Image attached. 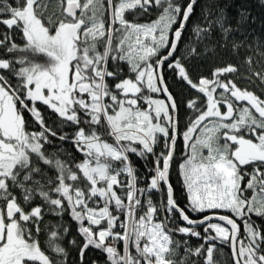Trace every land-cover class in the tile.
<instances>
[{"label": "snow or ice", "instance_id": "obj_1", "mask_svg": "<svg viewBox=\"0 0 264 264\" xmlns=\"http://www.w3.org/2000/svg\"><path fill=\"white\" fill-rule=\"evenodd\" d=\"M196 4L59 0V14L46 15L47 0H0V25L7 29L0 31V264H64L40 246L46 211L67 212L77 222L81 260L94 247L110 264H198L192 257L201 256L204 264H215V242L221 241L230 246L233 264H264V227L251 219L264 218V99L228 78L239 72L234 64L194 82L180 59L170 60ZM152 8L155 20L126 18ZM213 26L225 39L233 31L221 12L195 32ZM166 62L204 97L200 107L198 98L187 101L195 115L182 133L177 101L164 80ZM245 63L251 68L252 57ZM252 74L264 82L260 72ZM38 102L56 115L55 129ZM25 113L39 130H29ZM181 135L187 151L179 169L198 219L177 203L169 180ZM49 137L70 143L81 158L59 148L49 152ZM130 154L154 157L149 176H137ZM153 193L165 195L154 202ZM177 214L184 223L170 227ZM45 227L48 249L66 260L56 243L61 226ZM177 233L208 247L193 248L174 239Z\"/></svg>", "mask_w": 264, "mask_h": 264}, {"label": "trees", "instance_id": "obj_2", "mask_svg": "<svg viewBox=\"0 0 264 264\" xmlns=\"http://www.w3.org/2000/svg\"><path fill=\"white\" fill-rule=\"evenodd\" d=\"M184 5L188 0H180ZM48 8L46 15H52L53 13L59 14L60 5L59 0H47ZM221 12L225 17L226 26H230L233 31L225 39L218 26H213L209 33L195 32L197 25L201 27H207L208 20L214 19L220 15ZM241 13L246 14V18H241ZM210 14V15H209ZM158 15V11L155 8L149 10L147 14L126 13V18L129 20H135L136 22H149L155 20ZM207 17V19H206ZM178 25L173 26V30ZM0 31H7L3 25H0ZM12 38L17 44L22 46L23 38L18 32L12 34ZM234 44H239L240 47L236 50L233 49ZM195 49V53L189 55L191 49ZM167 49L161 50V55H165ZM23 53H16L17 56ZM248 56L252 57L251 68L245 63ZM33 58V57H30ZM38 62H43L44 57H34ZM180 59L181 63L186 68L190 78L194 82H198L199 78L207 77L212 78L213 71L218 67H223L227 64H234L239 72L237 74H229L228 78L235 80L237 85L241 88H247L249 91H253L255 94L264 99V82L254 76L253 72H260L264 75V0H197V4L194 6V12L190 16L182 37L178 43L177 51L174 56L170 58ZM111 67V65H110ZM121 67L127 68L125 65ZM164 80L168 85L169 91L175 97L177 101V116L179 120V129L181 133L186 130L189 120L194 117L195 113L192 109L187 107V101L193 98H198L197 107H200L204 97L196 90L190 88L186 82L179 78L178 72L175 69L168 67V62L163 67ZM243 77H248L244 79ZM223 79V77H222ZM11 82L16 84V80L12 79ZM160 98H163L162 94H159ZM37 107L41 110L46 118V123L56 128L54 123L57 119L56 115L52 113L46 106L41 103H37ZM26 120L30 124H33L30 114L25 113ZM30 131L39 130L38 126L34 125L29 128ZM65 132L71 133L73 129L65 127ZM49 139H53L49 137ZM45 148L49 152H56L57 149H62L65 154H71L77 159H80L79 153L75 152L70 143L53 139L52 145H45ZM161 147L158 145L156 151L159 152ZM187 149L184 146L182 135L178 137L176 144L175 158L170 170L169 180L173 186L174 196L180 207L184 208L188 212L192 219L201 218V214L194 213L189 209L188 194L186 187L183 183V178L180 173L179 163L184 158V153ZM63 158V157H61ZM153 159L149 155L146 159L137 156L136 154H130V160L133 166L137 170V176L143 180L151 174L153 168ZM250 171L251 169H247ZM147 181H143L140 184L143 187ZM250 196L252 192L249 190L245 193ZM160 195L164 198V193H153V201L157 202L160 199ZM36 203H40L39 200ZM220 213L231 215L226 210H221ZM251 219L256 224L264 227V218H258L254 214ZM240 223L239 220H237ZM177 224H183L180 221L178 214L175 217V223H170L169 226L175 228ZM47 225H60L59 231L61 233L60 238L56 243L60 244L67 253V258L55 256L48 249V231ZM63 228H67L68 231L63 232ZM78 224L74 221L69 213H64L63 216H56L53 213L45 212L44 222L41 225V232L38 236L40 246L45 250L54 260H63L64 264H110L107 261V255L100 249L89 247L85 253L83 260L80 257V247L83 244V237L78 232ZM120 231L119 228L116 229ZM203 233V227L196 229ZM174 239L180 241H187V244L193 248L204 244L207 248L208 245L200 238L184 236L183 234H175ZM75 241V243H72ZM111 243V240H109ZM216 250L213 254L215 264H233L232 253L230 246L227 243L216 241ZM116 247L122 252L123 241L116 242ZM183 248L180 249L183 253ZM192 260L198 261V264H204V257H192Z\"/></svg>", "mask_w": 264, "mask_h": 264}, {"label": "water", "instance_id": "obj_3", "mask_svg": "<svg viewBox=\"0 0 264 264\" xmlns=\"http://www.w3.org/2000/svg\"><path fill=\"white\" fill-rule=\"evenodd\" d=\"M177 47H178V45H177ZM175 54V53H174ZM162 95H164V94H162ZM171 170V169H170ZM169 176H170V174H169ZM220 214H223V215H228V214H224V213H220ZM183 222V221H182ZM213 222H218V221H213ZM184 223V222H183Z\"/></svg>", "mask_w": 264, "mask_h": 264}, {"label": "rangeland", "instance_id": "obj_4", "mask_svg": "<svg viewBox=\"0 0 264 264\" xmlns=\"http://www.w3.org/2000/svg\"><path fill=\"white\" fill-rule=\"evenodd\" d=\"M140 23H145V22H140ZM205 154H207V153L205 152ZM251 195H252V194H251ZM251 195H250V196H251Z\"/></svg>", "mask_w": 264, "mask_h": 264}, {"label": "built area", "instance_id": "obj_5", "mask_svg": "<svg viewBox=\"0 0 264 264\" xmlns=\"http://www.w3.org/2000/svg\"><path fill=\"white\" fill-rule=\"evenodd\" d=\"M159 194H161V193H159ZM160 199H162V196L160 195Z\"/></svg>", "mask_w": 264, "mask_h": 264}]
</instances>
